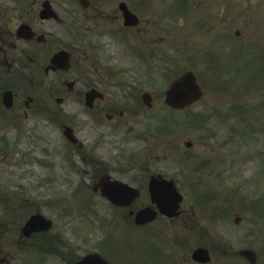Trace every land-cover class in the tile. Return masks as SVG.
<instances>
[{"label": "rangeland", "instance_id": "1", "mask_svg": "<svg viewBox=\"0 0 264 264\" xmlns=\"http://www.w3.org/2000/svg\"><path fill=\"white\" fill-rule=\"evenodd\" d=\"M166 1L167 0H157L156 5L151 2L153 3V6H149L151 11H145L142 14L144 21L141 23V28L143 29L146 27V34L150 36V41L154 45H158L157 54L150 57L149 61L151 62L147 61L148 71L145 72L144 77L145 80L151 81L150 77L152 75L156 73L158 75L157 80L155 79L158 83V87L151 89V91H154V95L152 96L154 102L151 107L152 109L138 101V105H136L138 108L137 111H134L133 107L130 106L133 110L128 109V113L124 115V117L118 119L121 123L115 129H113V126L109 123H105L106 126L101 129L88 128L85 137L93 139L94 135H98L99 133L102 134L103 137L99 143L98 150L102 151L105 155L108 152L113 153V151L119 147V144L125 140L126 146L132 145L134 140L138 148H143L148 144H152V139H156L157 143L162 147L156 149L152 155L149 154V151L142 153V161L155 160L160 162L161 165L169 166L170 168H163V170H171V174L174 175L176 179L178 177L177 180L180 182L181 187L183 184L179 179H181L182 176L178 173L179 170L182 169V164L180 163L179 168L176 167L178 164L176 158L178 159L179 156L182 155L181 150L185 152L188 150L200 151L203 156L198 160L207 156L208 158L211 157L216 159L213 160L216 163H219L220 160L225 163H228V160L234 162V159L232 160L230 158L232 155H229V157L225 156V153L230 154V152L236 148L234 144H231L230 139L226 144L219 145L218 143L219 141H223L221 139L228 135L230 132L229 127H238V125L239 129H242V132H245L247 135L240 139L242 132H238L240 141L236 144L238 145L237 147L247 150L251 146L255 145L262 147L264 144V0H189L190 9H188L187 16L183 13V9H180L182 6H180V8H175L171 5L172 0L171 2L169 1V3ZM0 2L2 3L1 11H6L7 14L12 16V25L18 23L17 9L20 5L16 4V0H0ZM192 2H194L195 5ZM15 4L17 7H14ZM173 8H175V10ZM149 18H153L154 20L150 21ZM204 20L207 24H205ZM173 22H175V25H172ZM220 45H222V47ZM227 49H232V51L230 52ZM214 51L226 54L230 61L236 64L233 66L236 73L234 69H231L227 70V74H229L230 77L232 75L236 80V89L233 87L232 83L228 86V90L237 91V95L219 91L218 88H212L210 86L205 89L206 93L202 102L190 108L188 112L185 111V115L199 112L202 106H208L207 108L211 106L210 110L203 111V114L210 113L211 110L216 107L217 110L214 112L215 115L216 113L218 115L222 114L224 117L222 119L220 116L218 118L215 116L209 118L210 121L206 122V128H196L190 125L184 128L183 131L178 132L176 130L173 131L175 127H171L172 133L163 135L162 126L164 130L165 127L159 120H164L163 118L168 117V115H166L168 111L164 105L163 95L171 78V72L169 73L167 64L173 67L172 58H175L178 67L174 69L175 71H173V74H179L185 69H195L201 77L204 76L206 80L209 81L211 71L207 70L203 63L199 64L196 61L193 62L192 57L194 55H203L207 52L213 53ZM169 57L170 59L168 60ZM183 57L186 59L184 63L182 60ZM207 57L210 58L212 56H202L200 59L205 60ZM218 61L217 58L213 59L214 63ZM224 73L226 77V72ZM236 74H242L244 83L242 82V78L240 76L237 77ZM125 76L128 75L125 74ZM220 78L222 79L221 76ZM212 82L213 81H209V83ZM107 88L111 93L123 92V89H119V87H114L112 85L106 86V90ZM127 90L130 94L133 91L131 89ZM142 90L143 89H141L140 92H142ZM127 99L125 106L135 103L134 99ZM228 99L231 100L228 101ZM230 103L231 105H229ZM79 107L81 106L79 104H74L73 100L72 105L67 103L64 105V108L69 111H74ZM240 108H242V111H249V118H252L254 113V118L244 122L239 119L237 120V117L232 113H237L236 109L239 110ZM225 113H228V115L225 116ZM247 113L248 112H245V114ZM223 120L226 121L224 122ZM200 122L205 123L202 119H200ZM247 122H250L252 126L250 127ZM46 123H48V121ZM61 131L62 130H60V132ZM112 131H116L117 133L114 135ZM45 132L48 133L49 143L54 144L56 139H59V129L54 128L53 125L48 124ZM148 133H151L150 138H147ZM145 138H147V140H145ZM187 139L193 141L191 149L186 148L184 144ZM250 139L253 142L252 144L248 143ZM164 145H166L165 149L163 148ZM83 150L86 155L90 152L88 147L85 149L83 148ZM2 155L3 153L0 154V157ZM238 155L239 154H237V156ZM89 156H91V154H89ZM256 157L260 161L264 159V150L262 153L256 154ZM227 165L228 164L223 165V170ZM248 165L249 168L247 169H250V173H253L254 170L257 169V166L252 162ZM159 167V164L155 166L156 169H159ZM215 168L216 166L212 167L208 172H212L213 174L221 173L220 171H215ZM243 169V171L247 170L244 167ZM262 169H264V161ZM51 170L55 174L53 175V183L47 185L49 193L60 192L59 184H61L62 179H58L56 177L57 174L61 175L62 178L69 177L70 183L66 185L67 191H71L77 186L74 181L81 183L86 179L88 180V176H83L82 174L77 179L76 176L78 174H75V172L70 173L62 164H56ZM90 170L91 169H89V172ZM6 171L7 169L3 170L4 173H6ZM115 173L118 174L119 172L116 171ZM127 173L131 174L132 170L128 168ZM191 175L194 176V179L199 177L198 172L195 171H191ZM201 179H204V177L202 176ZM219 181L220 180L215 176H212V178L207 176L206 178L207 185L212 183L217 184ZM222 184L224 185L223 181L221 182V185ZM225 184H228V182L225 181ZM205 190L206 189L203 188V191ZM86 192H88V190H85L84 193ZM204 194L206 198L208 195L207 191H205ZM12 198H10V200H12ZM101 201L104 205L96 202L98 208L95 207L94 211L89 212L88 215L92 219L95 217V211L100 213L104 211L109 212L108 210L111 206H107V201ZM213 201L215 204L217 203V200ZM9 207H11L10 202L6 198H4L3 202L0 200V215L1 213L5 214L4 211L9 209ZM225 218L233 219L232 213ZM84 224L87 223L84 222ZM233 229V224L228 220L224 228L222 227L219 231L225 239L228 240L233 235ZM242 231H244V229L240 227L238 236ZM169 233L171 234V240L178 234L181 235L172 228L169 229ZM101 235L102 231L100 229L96 230L94 236L95 241L101 240ZM183 238L184 237H177L176 240L181 244ZM242 238L245 239L244 235Z\"/></svg>", "mask_w": 264, "mask_h": 264}, {"label": "flooded vegetation", "instance_id": "2", "mask_svg": "<svg viewBox=\"0 0 264 264\" xmlns=\"http://www.w3.org/2000/svg\"><path fill=\"white\" fill-rule=\"evenodd\" d=\"M88 3L89 6H83ZM94 8V0L88 2L85 0H34L27 4L25 2L17 9L19 19L17 24L12 25V16L5 15V20L3 19L0 23V118L2 124L10 125L11 122L18 120L15 118L19 116L17 112L22 108L23 113H27L32 108L36 98L34 94L29 95L27 92L31 88L33 92H40V87L45 80L43 73L50 72L52 56L62 47L66 33H63L60 38L57 37L68 26L78 22V13L87 18ZM53 72L61 71L56 69ZM56 81L60 82V78ZM56 81L49 82V85L57 86ZM27 82L33 86L26 84ZM11 101L12 106L8 105ZM37 109L42 110L44 107L42 104H34L33 110Z\"/></svg>", "mask_w": 264, "mask_h": 264}, {"label": "water", "instance_id": "3", "mask_svg": "<svg viewBox=\"0 0 264 264\" xmlns=\"http://www.w3.org/2000/svg\"><path fill=\"white\" fill-rule=\"evenodd\" d=\"M189 76V77H188ZM188 78V79H187ZM187 78L184 79V82H178L176 87L181 88V86L186 91V101H190L191 99L197 97L200 93L199 86L196 84L195 77L192 73L187 74ZM188 80V82H187Z\"/></svg>", "mask_w": 264, "mask_h": 264}]
</instances>
